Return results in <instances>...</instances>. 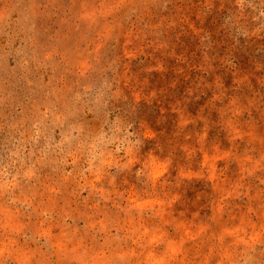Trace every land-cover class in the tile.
Returning a JSON list of instances; mask_svg holds the SVG:
<instances>
[{
    "label": "rangeland",
    "instance_id": "1",
    "mask_svg": "<svg viewBox=\"0 0 264 264\" xmlns=\"http://www.w3.org/2000/svg\"><path fill=\"white\" fill-rule=\"evenodd\" d=\"M0 264H264V0H0Z\"/></svg>",
    "mask_w": 264,
    "mask_h": 264
}]
</instances>
